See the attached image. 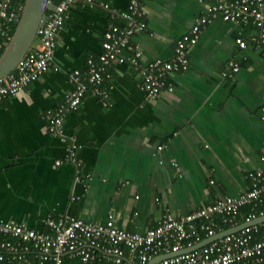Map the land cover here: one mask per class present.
<instances>
[{"label":"crops","instance_id":"1","mask_svg":"<svg viewBox=\"0 0 264 264\" xmlns=\"http://www.w3.org/2000/svg\"><path fill=\"white\" fill-rule=\"evenodd\" d=\"M130 1L73 4L47 71L0 100V218L44 230L49 217L102 222L111 215L119 228L144 233L166 209L185 215L218 196H236L249 187L247 171L264 170V44L235 42L257 34L251 23L215 18L203 27L188 68L167 75L171 95L149 99L128 61L109 64L101 83L107 99L87 92L64 118L65 140L48 133L47 111L72 89L70 72L98 59L104 32L125 25L121 13ZM142 4L147 28L130 44L143 63L171 59L176 41L204 11L198 0ZM230 62L239 70L223 77ZM71 142L90 177L86 188L75 182L72 163L55 162Z\"/></svg>","mask_w":264,"mask_h":264},{"label":"built area","instance_id":"2","mask_svg":"<svg viewBox=\"0 0 264 264\" xmlns=\"http://www.w3.org/2000/svg\"><path fill=\"white\" fill-rule=\"evenodd\" d=\"M143 1H130L129 9L121 13L124 26L109 24L97 60L90 57L84 69L70 72L72 89L55 108L47 111L49 134L65 140L64 118L78 108L87 92L107 99L109 92L101 87V83L106 66L113 62L128 61L137 70L139 87L149 99L164 92L171 95L173 85L167 82L168 73L188 68L189 49L196 43L202 28L215 18L236 25L251 23L258 29L248 41L236 38L238 47L264 44V0H198L204 11L190 30L176 41L172 58H154L143 63L141 51L130 44L133 35L147 28ZM24 2L0 0V54L9 43L12 27L21 15ZM77 2L91 4L93 0H58L53 10L47 11L30 49L13 71L0 78V100L17 94L47 71L66 12ZM229 67L230 71L223 72V77L232 78L237 74V62H230ZM260 111L264 114V105ZM78 148L77 143L71 142L65 156L55 162L56 165L72 163L75 182L86 188L90 177L82 174ZM261 158L264 160V155ZM246 177L249 187L240 194L218 196L185 215H175L166 209L156 225L144 233L119 228L111 215L102 222H85L62 215L49 217L44 221V230L0 218V264H264V220L253 222L264 216V170H249ZM77 198L71 196V200ZM247 206L248 210L243 212ZM239 221L249 224L203 246L184 250L239 225Z\"/></svg>","mask_w":264,"mask_h":264},{"label":"water","instance_id":"3","mask_svg":"<svg viewBox=\"0 0 264 264\" xmlns=\"http://www.w3.org/2000/svg\"><path fill=\"white\" fill-rule=\"evenodd\" d=\"M55 5V0H25L21 15L15 23L14 32L8 45L0 55V78L13 71L17 63L27 53L36 38L37 29L46 19L47 11L53 10ZM261 220H264V216L259 217L253 222ZM247 224L249 223L243 222L235 227L229 228L221 234L210 237L204 242L197 243L184 250H193L216 237L234 232Z\"/></svg>","mask_w":264,"mask_h":264},{"label":"trees","instance_id":"4","mask_svg":"<svg viewBox=\"0 0 264 264\" xmlns=\"http://www.w3.org/2000/svg\"><path fill=\"white\" fill-rule=\"evenodd\" d=\"M58 0H55V2H57ZM13 29H12V34H13V32H14V29H15V25L12 27ZM1 55V54H0ZM248 206L247 207H244L242 210H243V212H246L247 210H248ZM239 223H241V221H239Z\"/></svg>","mask_w":264,"mask_h":264}]
</instances>
